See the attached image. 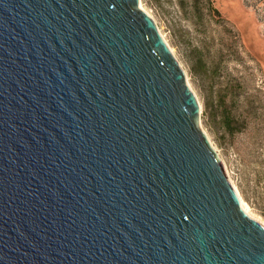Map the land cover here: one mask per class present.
<instances>
[{
	"label": "water",
	"instance_id": "water-1",
	"mask_svg": "<svg viewBox=\"0 0 264 264\" xmlns=\"http://www.w3.org/2000/svg\"><path fill=\"white\" fill-rule=\"evenodd\" d=\"M0 264H264L139 0H0Z\"/></svg>",
	"mask_w": 264,
	"mask_h": 264
},
{
	"label": "rangeland",
	"instance_id": "rangeland-1",
	"mask_svg": "<svg viewBox=\"0 0 264 264\" xmlns=\"http://www.w3.org/2000/svg\"><path fill=\"white\" fill-rule=\"evenodd\" d=\"M139 2L184 70L200 104V125L240 202L264 223V20L257 14L264 5Z\"/></svg>",
	"mask_w": 264,
	"mask_h": 264
},
{
	"label": "trees",
	"instance_id": "trees-1",
	"mask_svg": "<svg viewBox=\"0 0 264 264\" xmlns=\"http://www.w3.org/2000/svg\"><path fill=\"white\" fill-rule=\"evenodd\" d=\"M245 2H246V4H247V6L252 7L251 5L248 4V3H249L248 1H245ZM259 2H260L259 4L262 3V4L264 5V0H259ZM252 8H253L255 11H257V8H255V7H252ZM214 10H216V9H214ZM258 10H259V11L257 12V14H258V16L260 17L259 19H260V20H261V19L264 20V12L262 13V11H263L264 9H263V8H262V9H261V8H260V9L258 8ZM216 12H217V11H216Z\"/></svg>",
	"mask_w": 264,
	"mask_h": 264
},
{
	"label": "bare ground",
	"instance_id": "bare-ground-1",
	"mask_svg": "<svg viewBox=\"0 0 264 264\" xmlns=\"http://www.w3.org/2000/svg\"><path fill=\"white\" fill-rule=\"evenodd\" d=\"M141 6V8L142 9H144L143 7H142V5H140ZM145 10V9H144ZM146 11V10H145ZM148 14H149V12L148 11H146ZM150 15V14H149ZM151 16V15H150ZM240 204H241V207H242V209L244 210V212L246 213V214H248L250 217H252V218H254L247 210H246V208H244V206L242 205V202H240ZM254 219H256V218H254ZM257 221H259L262 225H264V223L263 222H261L260 220H258V219H256Z\"/></svg>",
	"mask_w": 264,
	"mask_h": 264
}]
</instances>
